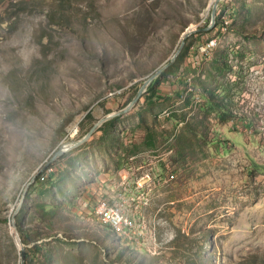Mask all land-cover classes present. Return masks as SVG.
<instances>
[{"label":"rangeland","instance_id":"obj_1","mask_svg":"<svg viewBox=\"0 0 264 264\" xmlns=\"http://www.w3.org/2000/svg\"><path fill=\"white\" fill-rule=\"evenodd\" d=\"M214 2L0 0V264H264V0H219L199 29ZM192 28L172 62L218 39L222 111L145 90L45 165L124 108ZM146 134L150 166L88 163ZM111 203L136 219L131 237L100 219Z\"/></svg>","mask_w":264,"mask_h":264},{"label":"crops","instance_id":"obj_2","mask_svg":"<svg viewBox=\"0 0 264 264\" xmlns=\"http://www.w3.org/2000/svg\"><path fill=\"white\" fill-rule=\"evenodd\" d=\"M223 41V42H222ZM225 41L222 39L219 43V47L224 46ZM217 51H221L217 56ZM212 54V56H211ZM211 54L208 57L203 58L197 54H192L187 61L184 62V65L180 68L181 71L175 72L168 75L170 79L160 80L155 89L154 98L158 102H172L174 104L182 103L183 106L191 105L192 96H189L185 99L184 94V79L187 76V71L191 70L193 75V84L194 92L201 97L204 105L207 106L208 100L206 96V91L212 89L216 93H221V89L218 86H214L213 83V70L212 68H223V61L226 58V54L223 53L221 48H213ZM203 55V54H202ZM188 68V70L182 71L183 67ZM147 111L153 114V111H156L159 114L158 110H153L150 107H147ZM153 119L155 118L154 115ZM151 116V117H152ZM160 116V115H158ZM142 119V117H141ZM153 123L141 122V128L152 129ZM126 140V137L124 138ZM130 140V145L131 144ZM141 147L138 150L133 149H113L107 151H88L86 153L94 156L88 163L90 165H95L96 168H144L150 166L152 152L157 151V140L153 138L150 134H146L141 137ZM87 155V154H86ZM96 156V157H95ZM139 157V160H134ZM157 162V160L155 161ZM81 165V164H79ZM77 165L76 168H79ZM157 166V164H155ZM158 167V166H157Z\"/></svg>","mask_w":264,"mask_h":264},{"label":"built area","instance_id":"obj_3","mask_svg":"<svg viewBox=\"0 0 264 264\" xmlns=\"http://www.w3.org/2000/svg\"><path fill=\"white\" fill-rule=\"evenodd\" d=\"M230 6L227 5L223 9V27L229 24ZM218 39H210L204 46L200 47V51L206 57L211 54V50L217 45ZM187 83L185 94L192 92L191 104H197L201 101V97L194 92L193 75L189 74L185 77ZM100 219L109 225L115 232L130 236L135 233L137 228L134 216L126 214L116 203L106 204L99 210Z\"/></svg>","mask_w":264,"mask_h":264},{"label":"water","instance_id":"obj_4","mask_svg":"<svg viewBox=\"0 0 264 264\" xmlns=\"http://www.w3.org/2000/svg\"><path fill=\"white\" fill-rule=\"evenodd\" d=\"M219 0H215L214 2V5H213V8H212V11H211V23L209 25H207L206 27L204 28H199V29H209L211 27V25L214 23V18H215V9H216V6L218 4ZM196 29H187L184 31L183 33V36H182V40H181V43L178 47V50L176 51V53L172 56V58H170V60H168L166 63H164V65L160 66L159 68H157L154 72H152L148 78L146 80H144V82L142 83V85L139 87V89L137 90L136 94L134 95V97L132 98V100L122 109H119L118 111H115V112H112V113H109L105 116H103L101 119H99L98 122H96L90 129L89 131L82 137L80 138L79 140L75 141V142H72V143H65L61 146H59L56 151L54 152V154L51 156V158L48 160V162L45 164V165H48L52 160H54L56 157H58L59 155H61L62 153H64L65 151H67L69 148L73 147V146H76L80 143H82L83 141H85L91 134L92 132L97 128V126L105 119L113 116V115H116V114H119V113H123L125 111H127L138 99L139 97L141 96V94L146 90V87L147 85L151 82V80L156 77L158 75V73L160 71H162L165 67H167L170 63H172L175 55H177V53L179 52V50L181 49L186 37L191 34L193 31H195ZM16 233V232H15ZM16 238L18 239V236L16 234ZM24 259V250L21 249V260L23 261Z\"/></svg>","mask_w":264,"mask_h":264},{"label":"trees","instance_id":"obj_5","mask_svg":"<svg viewBox=\"0 0 264 264\" xmlns=\"http://www.w3.org/2000/svg\"><path fill=\"white\" fill-rule=\"evenodd\" d=\"M177 57H178V59L183 58L182 52H180ZM176 62H178V61L175 60L174 62H172L171 64H169L164 70H162L160 72V74H159V75H161L160 79L161 78L162 79H169L168 75L173 74L174 72H175V74H177V72L181 71L180 68H181V63L182 62H180V63L179 62L176 63ZM186 70H188V68H186L184 66L183 69H182V71H186ZM159 81L160 80H158L157 78H155L154 80H152L150 82V84L148 85V87L146 89V95L147 96H149L151 93L152 94L153 93L155 94L156 85H158ZM184 85H185V87H184V94H185V89H186V85H187L185 79H184ZM205 91H206V96H207L208 103H207V106L206 105L204 106V109L206 110V108H209L211 110L216 111L217 113L220 110L222 111L223 105H222V98L220 97V94L219 93H216L212 89L205 90ZM189 96H192V92H190L189 94H185V99L187 97H189ZM50 166H51V164L48 167H50ZM49 179L50 180H48V181H51L52 182L50 176H49ZM39 207H40L42 213L44 214L47 211L46 208L47 207H51V206L48 205V204H40ZM110 229H112V228L110 227ZM37 235H38L39 238H44L45 237V236L42 235V233H39ZM33 239H37V238H33ZM22 241L23 242L25 241L24 238L22 239Z\"/></svg>","mask_w":264,"mask_h":264},{"label":"bare ground","instance_id":"obj_6","mask_svg":"<svg viewBox=\"0 0 264 264\" xmlns=\"http://www.w3.org/2000/svg\"><path fill=\"white\" fill-rule=\"evenodd\" d=\"M14 236L16 237V233H15V231H14Z\"/></svg>","mask_w":264,"mask_h":264}]
</instances>
